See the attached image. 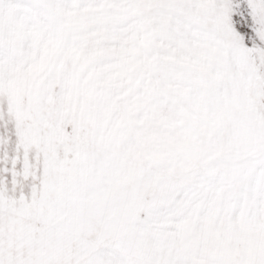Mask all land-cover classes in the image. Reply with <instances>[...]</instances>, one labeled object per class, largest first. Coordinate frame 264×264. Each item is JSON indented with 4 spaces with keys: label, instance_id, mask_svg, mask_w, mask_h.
Listing matches in <instances>:
<instances>
[{
    "label": "snow or ice",
    "instance_id": "snow-or-ice-1",
    "mask_svg": "<svg viewBox=\"0 0 264 264\" xmlns=\"http://www.w3.org/2000/svg\"><path fill=\"white\" fill-rule=\"evenodd\" d=\"M0 264H264V0H0Z\"/></svg>",
    "mask_w": 264,
    "mask_h": 264
}]
</instances>
